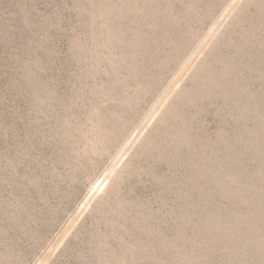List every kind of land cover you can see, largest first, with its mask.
<instances>
[{"label":"rangeland","instance_id":"rangeland-1","mask_svg":"<svg viewBox=\"0 0 264 264\" xmlns=\"http://www.w3.org/2000/svg\"><path fill=\"white\" fill-rule=\"evenodd\" d=\"M44 263L264 264V0H0V264Z\"/></svg>","mask_w":264,"mask_h":264},{"label":"bare ground","instance_id":"bare-ground-1","mask_svg":"<svg viewBox=\"0 0 264 264\" xmlns=\"http://www.w3.org/2000/svg\"><path fill=\"white\" fill-rule=\"evenodd\" d=\"M235 7V6H234ZM232 9H233V7H231ZM231 14V13H230ZM225 17V16H224ZM223 17V18H224ZM225 19H227V18H225ZM222 21V20H221ZM224 22V21H223ZM225 23V22H224ZM214 30V29H213ZM218 30V29H217ZM216 31V30H215ZM212 32V31H211ZM215 33V32H214ZM218 33V32H217ZM212 37V36H211ZM206 38V37H205ZM210 39V38H209ZM212 39V38H211ZM202 44V43H201ZM197 50V49H196ZM201 50V49H200ZM204 50H205V48H204ZM202 51V50H201ZM199 54V53H198ZM202 55V54H201ZM200 58V57H199ZM198 58V59H199ZM191 60V59H190ZM192 65H194V64H192ZM189 68V67H188ZM185 69V68H184ZM188 70V69H187ZM189 70H190V68H189ZM184 74V73H183ZM184 77V76H183ZM176 80V79H175ZM178 85V84H177ZM178 87V86H177ZM174 88V87H173ZM175 89V88H174ZM165 93V92H164ZM166 94V93H165ZM169 95V94H168ZM172 96V95H171ZM166 100H167V97H166ZM162 104V103H161ZM160 104V105H161ZM163 104H164V102H163ZM162 106H160V107H158V108H161ZM152 113V112H151ZM157 113V112H156ZM148 125V124H147ZM147 127V126H146ZM143 129H144V127H143ZM146 129V128H145ZM144 132V131H143ZM141 137V136H140ZM139 138V137H138ZM137 142V141H136ZM132 145H135V144H132ZM134 147V146H133ZM130 151V150H129ZM120 165V164H119ZM114 170V169H113ZM107 182V178H103L101 181H99L98 183H97V185L95 186V188H93V190H92V192L90 193V195H89V197H88V200H87V202H91L92 201V199H94L95 197H96V195L100 192V190L103 188V186L105 185V183ZM86 201V200H85ZM89 202V203H90ZM60 245V244H59ZM51 254V253H50ZM45 264V263H44Z\"/></svg>","mask_w":264,"mask_h":264}]
</instances>
